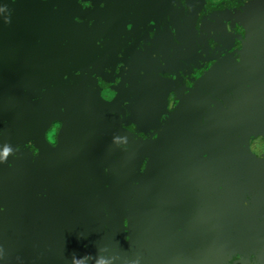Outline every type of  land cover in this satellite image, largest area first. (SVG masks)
<instances>
[{"label":"flooded vegetation","instance_id":"obj_1","mask_svg":"<svg viewBox=\"0 0 264 264\" xmlns=\"http://www.w3.org/2000/svg\"><path fill=\"white\" fill-rule=\"evenodd\" d=\"M259 3L263 1L0 0V109L16 104L26 108L34 102L57 99L63 102L62 93L78 80L85 88L81 93L86 94L81 99L88 100L89 94L93 99L100 95L114 108L107 121L95 113L73 119L66 112L67 119L47 124L41 122L44 112L26 108L22 133L10 138L22 143L8 149L0 145V151H9L12 159L21 154L26 159L22 166L32 169L40 152L38 141L62 155L64 137L81 129L91 132L98 128L102 132V147L108 153L106 163L94 168L81 186H57L48 204H86L91 190H108L114 196L110 199L112 206L102 214L111 235L104 238L101 256L111 264H143L141 259L147 256L145 263L174 264L171 240L186 264H264V61L257 66L259 59H264V54L259 53L264 39V7L258 9ZM183 16L188 21L183 22ZM200 26L203 30L198 31ZM205 29L219 37L217 43L203 45ZM244 62H248V70H243L240 78L221 82L223 76ZM147 77L154 78V84L139 87L140 100L136 101L132 94L125 95L133 87V78L141 84V79ZM209 88L210 96L205 98ZM234 90L250 93V109H231L237 98ZM150 92H155L151 99ZM187 108L190 117L185 116L186 124L200 122L195 148L214 138L225 142L235 136L241 143L240 150L235 151L233 167L225 165L231 161L230 151V158L217 161V186L232 184L240 199L247 195L243 201L247 205L262 206V218L255 219L263 221L261 230L254 233L252 227L250 232L254 234L249 237L227 235L213 249L199 255L190 245L191 211L194 181L212 168L204 167L207 161L203 155L188 157L184 175L177 181L179 195L162 202L158 212L161 223H153L151 239H146L152 246H146L132 228L133 220L142 217L139 213L118 217L116 212L118 206L134 199L151 153L147 141L157 139L165 125ZM203 110L208 115L195 117ZM63 121L67 122L65 126ZM242 128H263V133L252 130L253 136L247 139L255 141L257 147L242 149L248 142ZM1 133L0 129V136ZM48 164L41 167L45 176L50 170ZM225 170H232L234 181L222 182L227 178ZM175 181L167 176V184L174 185ZM47 185L38 184L34 191L37 197L49 195ZM125 192L129 198H125ZM44 202L39 205H46Z\"/></svg>","mask_w":264,"mask_h":264},{"label":"water","instance_id":"obj_2","mask_svg":"<svg viewBox=\"0 0 264 264\" xmlns=\"http://www.w3.org/2000/svg\"><path fill=\"white\" fill-rule=\"evenodd\" d=\"M262 1L263 3L257 5L258 9L264 7V0ZM16 14L18 13H14L15 16ZM180 19L183 22L188 21V18L184 16ZM199 29L203 30V27L200 26L198 31ZM206 32V43L204 41L203 45L209 46L217 43L219 37L213 34L210 29H207ZM260 49L259 53L263 55L264 39L260 44ZM263 61V58L259 59L257 66ZM243 70H248V62L240 63L231 70L230 74L223 76L221 82L226 79L240 78ZM51 78L49 76V79ZM133 79V87L125 95L128 97L132 94L138 101L141 93L139 87L151 85V82L154 84V78L141 79V84L137 83V78ZM221 84L225 86L226 83ZM228 84L232 85L230 82ZM234 86L236 85L234 84ZM83 88V84L78 80L62 93L63 102L58 99L46 101V103L34 102L26 108H29L30 112H39V110L44 112L41 122L46 124L53 120L67 119L64 115L66 112H69L73 119H85L89 117V114L95 113L107 121V117L114 110L110 106L111 102L104 100L100 95H94L95 99H93L91 97L93 95L90 94L87 95L88 100H83L81 97L86 96L81 93L85 89ZM234 91L237 98L231 104V109L234 111H236L234 107L238 108V111L250 109V93L247 90ZM149 95L151 99L155 92H150ZM209 96L210 88L207 90L205 98ZM98 98H102V101L97 100ZM26 108L24 104H16L13 108L0 109V121H2L0 123L2 131L0 145L4 148L8 149L22 143V141H13L10 138L22 133V119H26ZM255 108L261 111L259 107L255 106ZM188 109L180 110L165 125L157 139L147 141L151 153L146 161L140 183L136 187L134 199L130 204L127 202L113 211H118V217L126 214L132 217L139 213L142 217L139 220H133L132 228L140 234L141 239H144L146 246L148 244L149 247L152 246L146 239H151L152 231H154L153 223L156 221L161 223L158 212L162 202L179 195L180 188L177 181H180L184 175L188 157L191 154L203 155L205 162L207 161L204 167L212 168L203 171L194 181L191 211L193 232L190 237V245L199 255L213 249L227 235L249 237L261 230L263 221L255 219L261 217L262 206L247 205L248 203L243 202L247 200V195H243L240 199V195L236 194L232 184H226L221 188L217 186V183L220 182L214 174L215 167L219 164L217 161L226 156L230 158V154H228L230 151L233 154L230 158L231 161L225 165L233 167L235 164L232 160L236 156L235 151L240 150L241 143L234 138L235 136L225 142L216 141L214 138L195 148L193 145L200 122L197 120L196 123L192 122L189 126L186 124L185 116H189ZM190 112L189 114L192 115L193 112ZM206 115H208L206 110H203L195 117ZM30 119L32 123L33 119ZM63 123L64 126L67 124L66 121ZM261 129L242 128L245 130L246 140L253 136L252 130L263 133V128ZM81 130L71 137H64V147H60L64 150L62 155H59L56 149L47 147L45 142L38 141L40 152L34 161L36 165L33 164L35 168L29 169L27 166H22L21 163H24L23 161L26 159L21 154L15 159L7 157L6 162L0 163V248L4 253L3 257H0V264H73L74 256L81 258L89 255L93 259L87 261L86 264H95V260L101 256L104 238L111 235V227L102 214L109 212L110 206H112L110 199L114 196L112 194L110 196L108 190H91L86 204L67 203L62 206L48 204V200L54 196L57 186L61 184L81 186L88 181L94 168L103 166L107 161L108 153L102 147L105 138L102 132H99L98 128L91 132ZM196 139L198 141V136ZM247 141L242 149L257 147L255 141L250 139ZM89 143H93V145L88 147ZM220 151L225 154L221 156ZM3 153L4 150H1L0 155ZM67 153L70 156H67ZM135 153L137 154L136 151ZM135 153L132 154L131 159L135 157ZM47 163H49L50 170L45 176L41 173V167L46 166ZM225 172L227 178H222V182L234 181L231 178L232 170H225ZM210 175L212 177L208 178ZM167 176L176 178V183L174 185L167 184ZM40 182L48 184L49 195L47 194V197H37V192L34 193ZM221 184L223 185V183ZM257 190L255 189V191ZM124 196L129 198V194L126 192ZM39 202H44L46 205H39ZM123 209H125L124 212ZM248 213L251 214L250 217L253 220L247 218ZM252 227L255 230L254 233L250 232ZM169 243L175 254L174 264H186L180 258L177 248L174 247L173 240ZM46 260L47 263H45ZM146 260H148V256L144 260L141 259L143 264H149L145 263ZM219 264L235 263L222 262Z\"/></svg>","mask_w":264,"mask_h":264},{"label":"clouds","instance_id":"obj_3","mask_svg":"<svg viewBox=\"0 0 264 264\" xmlns=\"http://www.w3.org/2000/svg\"><path fill=\"white\" fill-rule=\"evenodd\" d=\"M10 154L9 151H5L2 155H0V163H4L7 160L8 155ZM11 154H12V149H11ZM3 249L0 248V257H3ZM93 259V257L85 256L81 258H76L75 256L73 257V264H86L87 261ZM95 264H111L110 260H106L104 257H99L95 260Z\"/></svg>","mask_w":264,"mask_h":264},{"label":"rangeland","instance_id":"obj_4","mask_svg":"<svg viewBox=\"0 0 264 264\" xmlns=\"http://www.w3.org/2000/svg\"><path fill=\"white\" fill-rule=\"evenodd\" d=\"M125 209H126V207H125ZM125 209H123V212L125 211Z\"/></svg>","mask_w":264,"mask_h":264}]
</instances>
